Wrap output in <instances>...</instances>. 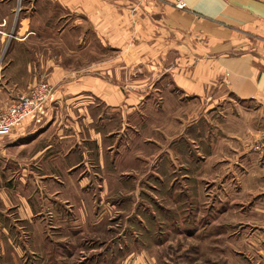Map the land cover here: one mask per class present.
<instances>
[{"label":"crops","instance_id":"0c3cea01","mask_svg":"<svg viewBox=\"0 0 264 264\" xmlns=\"http://www.w3.org/2000/svg\"><path fill=\"white\" fill-rule=\"evenodd\" d=\"M186 2L34 0L16 31L0 9V104L54 88L39 123L0 135V264H37L44 196L70 190L60 178L77 166L104 194L109 168L164 152L243 200L264 196V157L249 152L264 137V0Z\"/></svg>","mask_w":264,"mask_h":264},{"label":"rangeland","instance_id":"374dc122","mask_svg":"<svg viewBox=\"0 0 264 264\" xmlns=\"http://www.w3.org/2000/svg\"><path fill=\"white\" fill-rule=\"evenodd\" d=\"M30 2L20 5L19 0H0L1 10L8 6L12 10L8 22L12 31L19 28L25 14L35 13ZM46 24L50 27L52 21L44 28ZM3 25L7 21L0 23L1 32ZM63 25L59 22L58 29ZM90 40L101 44L95 36ZM67 47L55 53L63 61L69 55ZM46 110L47 106L26 121L39 123ZM263 138L253 141L249 152ZM178 151L180 148L173 153ZM163 153H158L156 162L141 159L140 164L109 168L108 195L85 166L62 174L60 182L66 184V178L73 177V187L58 198L44 196L37 238V252L42 257L36 263L264 264V212L251 210L255 203L264 205V196L253 202L252 198L243 200L232 195L239 192L235 182L228 186L225 180H199L195 162L183 166L182 158L175 154L158 162L166 156Z\"/></svg>","mask_w":264,"mask_h":264},{"label":"built area","instance_id":"2783aa9c","mask_svg":"<svg viewBox=\"0 0 264 264\" xmlns=\"http://www.w3.org/2000/svg\"><path fill=\"white\" fill-rule=\"evenodd\" d=\"M177 10H187L186 0H170ZM53 86L47 82H40L32 87L26 95L20 96L16 101L0 104V135L9 134L14 128L40 114L53 96ZM251 151L264 155V138L254 144Z\"/></svg>","mask_w":264,"mask_h":264}]
</instances>
